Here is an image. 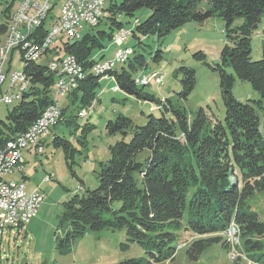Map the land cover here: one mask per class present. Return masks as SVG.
<instances>
[{
  "label": "trees",
  "instance_id": "obj_1",
  "mask_svg": "<svg viewBox=\"0 0 264 264\" xmlns=\"http://www.w3.org/2000/svg\"><path fill=\"white\" fill-rule=\"evenodd\" d=\"M142 8L151 12L144 22L138 19L135 23L137 30L132 34L136 37L138 33L163 37L188 21L204 22L213 16L226 21L228 41L222 52V64L216 68L220 72L226 116L211 118L202 109L191 118L185 107L166 98L160 101L161 115H149L146 125L139 126L124 114L109 120V132L121 134L122 139L110 146V158L100 164L99 186L75 194L66 202L65 219L70 221L71 230L62 240V251L70 250L89 230L124 228L127 240L123 247L138 242L154 261L174 259L177 245L181 244L177 242L180 231L186 229L200 236L189 248L190 255L197 259L213 243H222L228 248L225 232L235 225L240 232L241 248L252 258L256 254L251 252L263 248L264 238V218L251 206L255 195H264V39L262 58L252 59V35L264 18V0H121L119 4L112 3L105 8L110 12L106 18L113 24L110 32H88L80 39L52 48L57 58L74 54L88 70L87 77L68 95L73 103L80 99L82 107H92L94 100L99 101L101 80L105 76L115 78L116 89L137 98L158 100L140 87L139 77H134L125 66L118 69L117 63L104 73L90 70L105 59L102 56L96 61L95 51L106 49V42L125 28L120 17L133 16ZM10 10L11 5L4 12L7 21L0 23V44L8 35ZM238 18L243 22L235 25ZM48 24L45 22L40 28V38L48 31ZM160 57L158 53L155 59ZM139 66H147L144 55L137 56L129 65L132 70ZM23 71L30 80L29 87L9 111L8 123L0 122L10 130L2 137L0 145L24 133L54 103L52 86L56 76L49 66L37 60L25 65ZM179 71L184 74L179 95L187 99L196 85V71L187 66ZM237 80L250 82L260 99L242 102L235 98L233 88ZM66 108H62L58 125L64 121L77 128L80 115L67 117ZM258 109L263 112L262 118ZM82 110L79 113L84 112L86 116ZM92 128V124H87L85 133ZM55 140L57 144H64L65 149L70 147L64 138L56 136ZM144 151L149 154L139 159ZM254 258L253 264H261ZM113 264H145V260L130 258Z\"/></svg>",
  "mask_w": 264,
  "mask_h": 264
},
{
  "label": "rangeland",
  "instance_id": "obj_2",
  "mask_svg": "<svg viewBox=\"0 0 264 264\" xmlns=\"http://www.w3.org/2000/svg\"><path fill=\"white\" fill-rule=\"evenodd\" d=\"M11 1H2L0 23L6 22L7 18L2 11ZM19 1L16 0V2ZM104 2L105 8H109L112 3L119 4L121 0H104ZM150 12V9L142 8L133 16L125 14L121 16L120 21L124 22L125 28L131 31L126 43L125 40L116 39L115 43L113 39L108 40L107 48L95 51L94 58L96 61H99L102 56L109 59L114 52L124 50L127 46L133 47L135 53L131 54V59L125 63H118L117 68L127 67L134 77L159 73L163 77L162 84L153 80L148 85L140 86L158 100L137 98L121 89L115 91L117 82L112 76L102 78L98 94L99 101L95 102V106L82 107L80 99L73 103L71 98V103L66 106V116L79 115L82 109L86 113L85 117H77V128L75 124L70 126L63 121L54 127L53 135L42 154L30 156L24 153L23 155L26 161L24 172L29 177V191L38 187L44 193L45 199L40 204L32 222L27 224V233L21 234L16 239L8 233L4 234L2 242L7 255L1 264H113L130 258H142L145 264H253V259L249 258V255L241 248V236L237 227L230 235L231 240L227 239L228 248L222 243H213L197 259L190 255L189 248L190 243L200 236L186 229L180 231L177 242L184 243V246L178 248L174 259L154 261L147 249L138 242L123 247L122 244L127 240V231L124 228L112 230L106 227L99 231L89 230L76 240L70 250L62 251V240L66 239L71 230L70 221L65 219L66 202L75 194H82L88 189L92 190L99 186L100 164L110 158V146L122 139L121 134L109 132L107 129L109 120L124 114L137 125H146L149 115H161L160 101L166 98H170L175 105L185 107L191 118H194L202 109L211 118L223 119L226 116L220 72L216 69L222 64V52L228 41L226 21L220 16L210 17L204 22L191 20L163 37L157 34L138 33L139 39L132 34L133 30H137L134 27V21L140 19L144 22ZM105 15L104 17L103 11L98 26L84 29L82 35L88 32L97 33L100 30L110 32L113 24L106 18L110 12L106 11ZM242 22L243 19L238 18L235 25ZM4 38L5 36L3 40ZM263 39L264 18L252 35V59L255 61L263 56ZM69 40L73 39H70L68 35H62L56 40V46ZM53 49L39 58L38 62L49 66L50 62L57 58ZM158 53L161 57L156 60ZM202 54L205 56H201ZM10 55L6 70L8 72L24 70L25 63L21 48H15ZM139 55L145 56L147 66L145 68L139 66L137 70L130 69V63ZM182 66L196 71V85L187 99L179 95L183 89L184 74L179 71ZM228 71L231 72L230 69ZM8 87L9 83L6 81L0 93L7 91ZM233 95L242 102L260 99L259 93L254 90L252 84L242 80H237ZM19 100H15L10 106L3 107L0 111V122L8 123V113ZM65 101L61 98L59 103L63 104ZM258 112L262 118V110L258 109ZM87 124H92L93 128L85 133ZM9 132L7 126L1 123L0 141ZM56 136L69 141L70 147L65 149L64 144H57ZM148 154V151L142 152L139 159H143ZM48 174H53V178L46 181L45 177ZM251 206L261 218H264V195H255L251 200ZM251 253L256 254L254 257L257 256L260 263L264 264V238L263 248Z\"/></svg>",
  "mask_w": 264,
  "mask_h": 264
},
{
  "label": "built area",
  "instance_id": "obj_3",
  "mask_svg": "<svg viewBox=\"0 0 264 264\" xmlns=\"http://www.w3.org/2000/svg\"><path fill=\"white\" fill-rule=\"evenodd\" d=\"M101 3L102 0L27 1L22 11L15 14L13 35L8 41L6 55L0 58V90L6 81L9 83L8 90L0 93V111L4 106L14 104L17 90L23 85L16 83V75L23 69L9 70V72L6 70V64L10 60L13 50L17 47L21 48L24 63H27V59L41 58L56 46V40L62 37V34L75 35L76 32L93 28L99 24L93 22V15H95V5H101ZM85 16H92V23H88V26H81V19H85ZM45 20H52L51 31H47L40 38L39 31ZM136 22L137 19L134 24ZM125 30L126 28H122L114 34L113 43L118 39V36H124ZM130 52V46L125 47L121 52H114V55L100 67L110 65L115 59L120 56H128ZM49 69L56 76L52 86L54 103L49 105L26 130L27 138L24 141H13L12 138L0 145V264L7 255L2 242L4 234L8 233L16 239L21 234L27 233V224L36 215L40 204L45 199L40 188L37 187L33 191H29L26 180L16 177L18 174L24 173L23 151L28 150L36 155L45 151L48 136L62 118L63 111L59 100L68 96L71 81L84 80L88 74V70L74 54H65L54 59L50 62ZM153 80L161 84L163 77L159 73L146 75L137 82L147 85ZM25 82H30V80H25ZM114 90L118 91L119 89ZM95 105L94 100L91 106ZM79 115L85 116V114ZM52 178L53 174H48L45 180L49 181ZM233 227L236 226L232 225L229 233L225 234L231 235Z\"/></svg>",
  "mask_w": 264,
  "mask_h": 264
},
{
  "label": "bare ground",
  "instance_id": "obj_4",
  "mask_svg": "<svg viewBox=\"0 0 264 264\" xmlns=\"http://www.w3.org/2000/svg\"><path fill=\"white\" fill-rule=\"evenodd\" d=\"M2 1H3V0H0V4L2 3ZM27 1H28V0H23V1L19 4V6H18V7L12 12V15H11V22H10V28H9V31H8L7 38H6V40L4 41V43L0 44V58H2L3 56L6 55V47L8 46V41H9V39L11 38V36L13 35L15 14H19V13L22 11L23 7L26 6ZM104 9H105V2H104V0H102L101 5H95V15H93V22H98V23H100V21H101V17H102V13H103ZM48 21H49V22H48ZM45 22H46V23H49V24H48V25H49V26H48V31H51L52 20H45V21H43V22H42V26L44 25ZM88 23H92V16H85V19H81V26H85V25L88 26ZM97 25H98V24H97ZM97 25H96V26H97ZM94 27H95V26H94ZM82 31H83V30H81L80 32H76L75 35H69V34H62V35H68V36L70 37V39L77 40V39H80V38L83 37V35H82ZM130 33H131V31H129V30L126 29V30H125V33H124V36H118V39H117V40H120V41L127 40V38H128V36H129ZM130 49H131V52L129 53L128 56H120L119 58L115 59V60L113 61L112 64H110V65H105V66L100 67L101 64H103L104 62H106V61L109 60L110 58H109V59L102 60V61H100V62L95 63V66H94L93 69H94L97 73H104L105 71H107V70H109V69H111V68H114V67L117 65V63H120V62H121V63H124L127 59H129V56L133 53V48H130ZM118 52H121V50L118 51ZM37 60H39V59H27V63H25V65H27L28 63H31V62H33V61H37ZM96 67H98V68H96ZM153 74H158V73L155 72V73H153ZM144 76H146V75L143 74V75L139 76L138 80H141ZM25 80H28V79H27V77H26L24 71H19L18 74L16 75V83H17V84H23V85H21V87L18 88V90H17V94H16V97H15V100L20 99L21 96H22V94H23V92H24V90L27 88V85H28L29 82H25ZM80 81H82V80H79V81H71V83H69L68 94H70L71 90L75 89V88L78 86V84H79ZM147 85H148V84H147ZM15 100H14V102H15ZM79 114H80V113H79ZM81 114H84V112H82ZM84 117H85V116H84ZM26 138H27V131H25L24 133H22L21 135H19V136L16 137L15 139H13V141H24ZM230 228H231V227H230ZM230 228H228V229L226 230L225 233H229ZM235 229H236L235 227L232 228V230H231V234H232V232H233ZM227 235H228V236H226V234H225L226 238L230 241V240H231V239H230V235H229V234H227ZM237 236H239L238 233H237ZM233 237H234V236H233ZM236 240H237V239H236ZM235 242H236V241H235ZM233 243H234V242H233ZM179 245H181V246H179ZM177 248H182V243H181V244H178V245H177ZM262 255H263V254H262ZM258 256H259V255H258ZM256 257H257V256H256ZM256 257H255V258H256ZM252 258H254V257H252ZM255 258H254V259H255ZM261 263H262V262H261Z\"/></svg>",
  "mask_w": 264,
  "mask_h": 264
},
{
  "label": "crops",
  "instance_id": "obj_5",
  "mask_svg": "<svg viewBox=\"0 0 264 264\" xmlns=\"http://www.w3.org/2000/svg\"><path fill=\"white\" fill-rule=\"evenodd\" d=\"M22 0H20L19 2H16V0H12L8 5H7V7H6V9L11 5V12H13L17 7H18V5H19V3L21 2ZM6 9H4L3 11H2V13H3V15L5 16V11H6ZM6 17V16H5ZM7 18V17H6ZM7 21V20H6ZM115 51V50H114ZM106 59V58H105ZM64 99L66 100L65 101V103H63V104H61V107L62 108H64V107H66V106H68L69 105V103H71V97H69V96H67V97H64ZM54 129V128H53ZM53 129H52V132H51V134L48 136V139H47V141H46V145H48V142H49V140H50V138H51V136L53 135ZM24 153L25 154H27V155H30V156H35L36 154H34V153H31L30 151H28V150H24L23 151V155H24ZM23 158H24V156H23ZM24 162L26 163V161H25V159H24ZM25 163H24V165H25ZM24 168H25V166H24ZM25 170V169H24ZM17 178H23V179H25L26 180V183H27V187H28V190H29V177L25 174V172L23 173V174H18L17 176H16ZM36 216V215H35ZM34 216V217H35ZM34 217L31 219V221L30 222H32V220L34 219ZM29 222V223H30ZM28 223V224H29ZM28 227L26 226V229H27Z\"/></svg>",
  "mask_w": 264,
  "mask_h": 264
}]
</instances>
